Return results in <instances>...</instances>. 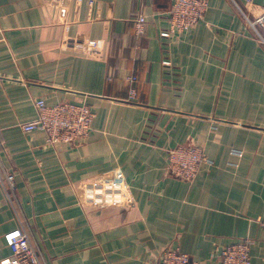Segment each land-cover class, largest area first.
Returning <instances> with one entry per match:
<instances>
[{
	"label": "crops",
	"instance_id": "obj_1",
	"mask_svg": "<svg viewBox=\"0 0 264 264\" xmlns=\"http://www.w3.org/2000/svg\"><path fill=\"white\" fill-rule=\"evenodd\" d=\"M173 2L0 0V175L15 178L0 191V264L16 229L44 264H157L169 248L219 264L245 239L264 264V46L245 0H209L162 39ZM39 100L85 103L89 136L25 133ZM185 145L209 160L192 181L169 172Z\"/></svg>",
	"mask_w": 264,
	"mask_h": 264
},
{
	"label": "built area",
	"instance_id": "obj_2",
	"mask_svg": "<svg viewBox=\"0 0 264 264\" xmlns=\"http://www.w3.org/2000/svg\"><path fill=\"white\" fill-rule=\"evenodd\" d=\"M245 7L236 4L237 10L245 18L255 33L258 42L264 46V10L258 11L253 0H245ZM209 0H174L168 19V27L160 33L162 39H170L186 33L204 20ZM137 35L145 33L146 18L141 15L136 19ZM38 117L21 125L25 133L42 131L47 135V143L77 145L84 141L92 130L95 114L85 103L63 102L48 106L44 100L36 102ZM203 149L196 145H185L168 151L169 172L183 181L195 179L203 164L208 163ZM15 189L13 175H0V191L10 195ZM11 196V195H10ZM264 230V221H260ZM5 241L11 249L10 257L1 264H44L38 251L32 246L28 235L22 229L10 231ZM252 241L245 239L227 246L219 252V264H251ZM157 264H203L193 261L177 248L166 249Z\"/></svg>",
	"mask_w": 264,
	"mask_h": 264
}]
</instances>
